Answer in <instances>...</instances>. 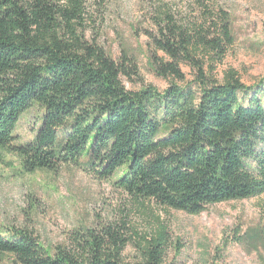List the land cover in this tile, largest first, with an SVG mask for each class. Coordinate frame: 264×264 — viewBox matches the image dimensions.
<instances>
[{
  "label": "trees",
  "instance_id": "16d2710c",
  "mask_svg": "<svg viewBox=\"0 0 264 264\" xmlns=\"http://www.w3.org/2000/svg\"><path fill=\"white\" fill-rule=\"evenodd\" d=\"M85 2L0 0V149L20 155L29 171L78 165L101 179L119 173L114 183L131 197L188 215L264 195V78L247 87L228 70L217 81L193 63L194 86L127 90L122 79L136 69L84 39ZM168 32L153 38L172 60L158 67L182 81L181 48L192 41L175 26ZM219 32L231 43L226 25ZM201 43L222 58L217 39L197 32ZM34 106L42 116L33 139L14 144L20 118ZM165 232L137 243L133 264H163ZM108 236L109 243L88 234L51 250L12 229L0 232V262L129 264L122 260L129 243ZM250 244L264 251V243Z\"/></svg>",
  "mask_w": 264,
  "mask_h": 264
},
{
  "label": "rangeland",
  "instance_id": "374dc122",
  "mask_svg": "<svg viewBox=\"0 0 264 264\" xmlns=\"http://www.w3.org/2000/svg\"><path fill=\"white\" fill-rule=\"evenodd\" d=\"M223 24L231 43L220 35ZM172 26L192 41L181 48L182 81L159 69L160 62L172 60L153 43ZM197 32L204 41L221 43L222 58L197 44ZM83 36L118 64L135 67L137 75L122 79L130 91L150 86L162 93L170 83L194 86L193 63L217 81L228 70L247 87L264 78V0H86ZM41 116L37 106L22 115L14 144L33 139ZM118 175L101 179L78 165L29 171L20 155L0 149V232L23 229L51 250L70 247L88 234L109 243L110 234L129 243L122 260L133 264L140 259L137 243L164 228L163 264H261L264 251L250 243H264V195L188 215L131 197L114 183Z\"/></svg>",
  "mask_w": 264,
  "mask_h": 264
}]
</instances>
